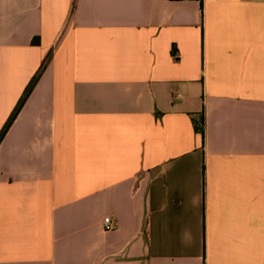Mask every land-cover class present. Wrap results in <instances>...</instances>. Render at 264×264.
<instances>
[{"label": "crops", "instance_id": "crops-1", "mask_svg": "<svg viewBox=\"0 0 264 264\" xmlns=\"http://www.w3.org/2000/svg\"><path fill=\"white\" fill-rule=\"evenodd\" d=\"M45 59L0 264H264V0H0V132Z\"/></svg>", "mask_w": 264, "mask_h": 264}, {"label": "trees", "instance_id": "trees-1", "mask_svg": "<svg viewBox=\"0 0 264 264\" xmlns=\"http://www.w3.org/2000/svg\"><path fill=\"white\" fill-rule=\"evenodd\" d=\"M173 1H180V0H173ZM199 1L202 2V0H199ZM34 42H38V40L35 39ZM46 61L47 60L45 59V61L43 62L42 66L40 68V70L37 72V74L32 78V80L28 84V86L25 89V92H24L22 98L19 100V102H18L17 106L15 107L14 111L12 112L9 120L7 121V123L5 124V126L3 127V129L1 130V132H0V143H1L2 139H3V137L5 136V134L7 133L8 129L12 125L13 121L15 120V118L17 117V115L19 114L21 108L23 107V104L25 103L28 95L32 91L35 83L39 79V77L41 75V72L43 71V69L45 67ZM203 128H204V117H202L201 124L198 126V129L201 130V131H203Z\"/></svg>", "mask_w": 264, "mask_h": 264}, {"label": "built area", "instance_id": "built-area-1", "mask_svg": "<svg viewBox=\"0 0 264 264\" xmlns=\"http://www.w3.org/2000/svg\"><path fill=\"white\" fill-rule=\"evenodd\" d=\"M113 227V223L110 217L105 218V229H111Z\"/></svg>", "mask_w": 264, "mask_h": 264}]
</instances>
